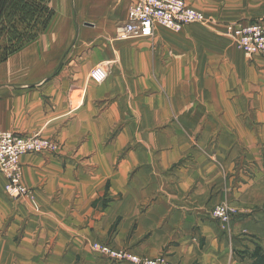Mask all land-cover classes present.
I'll return each mask as SVG.
<instances>
[{
	"label": "crops",
	"instance_id": "0c3cea01",
	"mask_svg": "<svg viewBox=\"0 0 264 264\" xmlns=\"http://www.w3.org/2000/svg\"><path fill=\"white\" fill-rule=\"evenodd\" d=\"M33 1L48 25L1 29L20 37L0 33V128L58 148L20 157L28 197L11 200L0 176V264H111L92 241L173 264L264 253V57L237 50L221 25L98 47L135 0ZM185 1L221 20L264 13V0ZM128 98L136 119L111 137ZM220 204L236 210L228 225L211 214Z\"/></svg>",
	"mask_w": 264,
	"mask_h": 264
},
{
	"label": "built area",
	"instance_id": "2783aa9c",
	"mask_svg": "<svg viewBox=\"0 0 264 264\" xmlns=\"http://www.w3.org/2000/svg\"><path fill=\"white\" fill-rule=\"evenodd\" d=\"M205 21V14L185 0H135L129 5L126 18L118 27V34L120 38L151 37L159 26L179 31L185 24ZM223 34L246 56H264V16L247 23H227ZM106 77L107 70L103 64L89 71V78L95 83L104 82ZM55 148L51 140L37 134L28 136L0 128V174L6 179L5 191L10 197L27 194L20 179V157L29 153L53 151ZM230 215L227 205H218L212 211V216L224 225L231 220ZM92 249L120 263L173 264L163 256L142 258L96 243Z\"/></svg>",
	"mask_w": 264,
	"mask_h": 264
},
{
	"label": "rangeland",
	"instance_id": "374dc122",
	"mask_svg": "<svg viewBox=\"0 0 264 264\" xmlns=\"http://www.w3.org/2000/svg\"><path fill=\"white\" fill-rule=\"evenodd\" d=\"M33 2H34L33 0H27V1H25V0H0V33H1V35H3L5 33V35H3L4 37L18 38L20 36H16V35H11L10 36V35L6 34L7 31H1V29H4V28L5 29H7V28H18V27H23V26L44 25L46 23H47V25L49 24L50 15L52 14V12L50 10H48V11L45 10L44 13H42V12L41 13H38V12L34 13V11L36 12V8H33V7H37V5H40V4L37 3V1H36V5H35V4H33ZM29 4L31 5L32 8L29 7ZM262 14L264 16V13H262ZM205 16H206V21L204 23H192V24L190 23V24H185L184 26L192 25V26H203V27H208V28H210V27L211 28H217L216 26H220L221 25V28H222L221 34H222V36L225 37L234 47H235V45L233 44L232 40L228 36L223 34L224 25L227 24V23H239L240 24V23H244V22L249 21V20H243V19H240V20H236V19L221 20V19H218L213 14L212 15L205 14ZM263 16H261V17H263ZM254 20H256V19H254ZM254 20H251V21H254ZM251 21H249V22H251ZM71 22L77 26V25H79V23L82 24L84 22V19H77V17L73 16V18L71 19ZM121 23H122V21L120 20L117 23L113 24L114 30H113V33L110 36H103V35L96 34L95 38H94L95 45L99 47L101 45H104L105 43L108 44V43H115V42H118V41H127V40H130V39H147V38H150V37H125V38H120V36L118 34V27H120ZM51 25H54V23L51 24ZM158 28H163L164 30H167V31L173 32V33H178L182 29L181 28L179 31H172V30H170L168 28L161 27V26H159ZM15 32H17V30ZM75 38H76V34L75 35L72 34L70 36V43H73L75 41ZM147 40H149V39H147ZM98 64H103L104 67L106 68V70H109L108 69L109 61L108 62H99ZM107 73H108V71H107ZM88 78H89V73H88ZM96 84H100V83H96ZM151 93H152L151 91H146L144 93L143 98H142V102H141V104H143V106L151 104L152 99L149 98V96H148ZM145 97H147V98H145ZM127 101H128L127 114L124 116V119L121 121L123 123H121V124L118 123V125L117 124L115 125V127H114L115 130H112L111 137H114L115 133L118 132V129H116V128L122 127V126H127L128 124L131 125V122L134 119H136V116L134 115L135 114L134 113V109H135V106H136V104L138 102V99H130V98H128ZM129 103H130V105H129ZM141 117H143V116H141ZM23 135H25V134H23ZM31 135H35V134H31ZM31 135H28V136H31ZM37 135H39V134H37ZM133 135L134 134L131 133L128 137H132L133 138ZM53 144H55V146H56V148L53 151H56L57 148H58V145L54 141H53ZM129 149H132V148L128 147V150ZM143 149L147 150V148H143ZM193 149H195V148L192 147V150ZM53 151H47V152H53ZM42 153H45V152H42ZM244 166H245L244 169L247 168L248 169L247 171L250 173L251 168H253L252 164L251 163H245ZM0 176H2L3 179H4V191H5L6 179H5V177L3 175L0 174ZM20 179H21V174H20ZM21 183L26 188V186L22 182V179H21ZM26 189H27V194L23 195V196H19V197H10L7 194L6 191H5V193L11 200H17V199H20V198L28 197L29 191H28V188H26ZM220 205H225L226 206V204H220ZM213 209H212V211H213ZM228 209L230 210V213H231V215H230L231 220H229V222H231L233 220V218L235 217V215H236V210H234L231 207H228ZM212 211H211V214H212ZM225 225H228V224H225ZM95 243L96 244H101V245H106L108 248H110L112 250H115V251H127V252L132 253L128 249H118L115 246H112L110 243L100 242V241H92V242H90V244H89L90 251L95 256L100 257L101 259H103V260H105V261H107V262H109L111 264H127V263L117 262V261H115V260H113L111 258H108L107 256H105L103 254H100L97 251H94L92 249V246ZM132 254H134V253H132ZM135 255H137V254H135ZM137 256H139V255H137ZM158 256H163L167 260H169L168 257L165 256V255H158ZM158 256H155V257H158ZM142 258H147V257H142ZM149 258H154V257H149Z\"/></svg>",
	"mask_w": 264,
	"mask_h": 264
},
{
	"label": "trees",
	"instance_id": "16d2710c",
	"mask_svg": "<svg viewBox=\"0 0 264 264\" xmlns=\"http://www.w3.org/2000/svg\"><path fill=\"white\" fill-rule=\"evenodd\" d=\"M240 255L241 257L248 256L251 259L250 264H264V253L259 245H255L250 252L245 251L240 253Z\"/></svg>",
	"mask_w": 264,
	"mask_h": 264
}]
</instances>
